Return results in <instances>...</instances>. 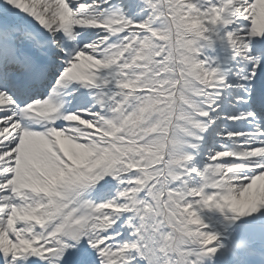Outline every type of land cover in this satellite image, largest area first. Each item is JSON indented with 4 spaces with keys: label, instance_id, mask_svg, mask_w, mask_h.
<instances>
[{
    "label": "snow or ice",
    "instance_id": "6c2138e0",
    "mask_svg": "<svg viewBox=\"0 0 264 264\" xmlns=\"http://www.w3.org/2000/svg\"><path fill=\"white\" fill-rule=\"evenodd\" d=\"M0 264H264V0H0Z\"/></svg>",
    "mask_w": 264,
    "mask_h": 264
}]
</instances>
